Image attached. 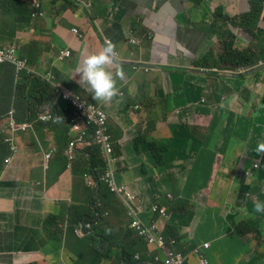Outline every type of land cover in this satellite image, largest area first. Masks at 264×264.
<instances>
[{
  "label": "crops",
  "instance_id": "obj_1",
  "mask_svg": "<svg viewBox=\"0 0 264 264\" xmlns=\"http://www.w3.org/2000/svg\"><path fill=\"white\" fill-rule=\"evenodd\" d=\"M91 1L92 19L68 0H0V47L15 46L18 57L36 73H51L62 88L104 103L113 143L120 149L118 180L139 195L146 208L143 218L149 217L158 197L168 205L172 189L170 176L166 185L159 183L149 140L167 149L162 167L178 180L179 199H186L194 212L172 210L163 221L164 233L177 235L178 249L191 264L197 262L193 250L206 243L211 244V264H264V213L254 210L260 186L264 192V153L254 151L264 142V57L263 64L239 75L228 74L222 65L213 68L216 72L192 66L208 52L220 51L210 25L216 11L239 18L251 12L252 0ZM33 2L42 5L43 18H32ZM259 30L254 39L251 34ZM219 31L234 33L239 49L264 51V0L255 27L226 25ZM132 39L138 44L130 45ZM105 41L118 52V64L109 66L116 94L108 101L93 99L74 72ZM62 50H70L71 57L60 60ZM12 67L0 65V120L12 106L25 118L51 105L61 115L70 112L50 88L41 90L34 76L16 74ZM27 96L45 97L46 102L28 104ZM48 131L33 127L21 136L17 157L0 174V264H74L78 258L89 263L92 250L102 243L99 238L76 240L66 229L77 208L86 206V193L79 175L75 180L70 171L61 175L62 157L56 158L54 169H43L47 148L61 147L65 137ZM141 137L144 142L136 148ZM39 170L42 182L32 174ZM177 201L174 198L172 208ZM128 211L121 202L118 212L111 210L105 246L122 240L114 236L123 237ZM62 213L64 231L46 227L49 217L63 218ZM118 253L114 249L111 259L100 264H118Z\"/></svg>",
  "mask_w": 264,
  "mask_h": 264
},
{
  "label": "clouds",
  "instance_id": "obj_2",
  "mask_svg": "<svg viewBox=\"0 0 264 264\" xmlns=\"http://www.w3.org/2000/svg\"><path fill=\"white\" fill-rule=\"evenodd\" d=\"M68 1L85 10L89 18L91 14L92 19L91 11L93 10V3L91 0H82V2H79L77 0ZM31 9L32 18H43L45 16V11L43 10L42 5L39 2H33L31 4ZM214 22L215 19L210 24L211 27ZM220 22L222 23V21ZM261 32L262 31L259 30L258 35ZM72 33L77 35L79 38H83V35L80 33L79 29H73ZM214 35L217 36L220 44V51L217 54H214V51L208 52L212 53V59L210 63L214 65H212L211 68L195 66L194 63L202 59L204 57L203 56L200 59L193 61V67L199 68L200 71L208 72L201 69L210 70L222 65L223 68L226 67V70H230L228 74L239 75L246 73L248 69L254 67L256 64H263V62L260 61L264 57L263 50L258 52L254 51L259 55L260 59L256 64L251 66L231 67L226 63H220L218 61V55L220 53H223V47L221 43L222 38L220 34ZM253 38L255 39L254 36ZM130 43V45L138 44V41L136 39H132L130 40ZM128 44L129 39L127 41V45ZM234 47L238 50H247L239 49L235 46V44ZM6 49H13L15 58L19 61H23L24 67L18 69L16 65L8 61L1 62L0 65L10 67L13 66L16 74H19L23 71L31 74L32 76H34L32 78L36 80L34 81L35 85H37L41 90L49 91L50 88L56 94V96L67 105L70 110L68 114L61 115L60 110L51 105L47 107L46 110H43L41 112H39V110L37 109L38 113L34 117H28L26 121L19 124L16 123V120L13 117L14 111L11 110L8 115L3 118L10 121L8 129L4 128L2 130L1 121L3 119L0 120V134H2V136H5L4 143L8 146L11 154L10 158H8L6 161V167L12 164L19 153V145L17 144L16 140H19L21 136L28 134L29 131L33 129V127H44L49 130V133H53L54 136H56V134H62L65 135V137L61 147H58L57 145H50L47 148V151L43 155V169L49 171L50 165L55 162L56 158L62 157L64 159V165L62 166L61 175L64 176L66 174V171H70L74 180L79 175L81 177L84 191L86 193V206L84 208H77L78 213L74 215V219L75 217L80 215V213L82 215L88 214L91 218H94V224H84L82 222L72 224L69 222V220L74 219L70 218L68 220L66 229H68L69 233H72L76 240H90L91 237L100 239L101 237L98 236L96 229L99 228L104 222H109V215L111 210L118 212L120 202L123 204L125 209L127 208L129 210L127 212L129 222L123 230L124 235L121 241H114L109 246H105L103 240L107 238V230H101V236L103 237V239L101 238L100 240L102 241V243H99V245L95 246V248L93 249H96L101 257L93 254L92 250L91 254L93 258H88L90 260L89 263H86L87 258H85L84 260L78 258L74 264H80L81 261H83V263L85 262L86 264H100L103 260L109 261L114 249H119V253L117 256L118 264H128L121 258V253L123 251L122 246L123 244H130L131 242H134L138 239H141L144 242L149 253L142 257L136 255L134 258V261L136 262H139L141 264H191L190 257L187 256L185 252L183 253L178 249L180 241L175 238L177 237V235H167L166 233H164L163 221L169 220V218L172 216V210L189 215L194 212L193 209L190 210L187 208L188 201L186 199L183 198V201L179 199L180 191L182 192V190L180 188L178 180L176 182L175 178L172 176V173H169L170 177L168 180V183L172 187L169 194H167L169 204H162L160 201L161 197H158L157 200L150 206L149 217H141V214L146 210V208L143 207L142 202L139 199V195H134V192L131 189L121 184L118 180L121 161L120 149L116 148L113 143V139L109 129V115L105 110V107L103 105L104 103L100 104L90 99L89 97H85L79 93L70 91L66 88H62L61 86L56 84V78L53 74H38L29 66L27 60L19 58L18 51L15 46L0 47V50ZM248 49L252 48L249 47ZM71 55L72 52L70 50H62L60 51L59 59L63 60L71 57ZM116 55H118V52L115 51L114 45L111 43V41H105L104 46H102L99 52L87 55L83 59L82 64H79L75 67V74H79L78 83H82L87 86V89L90 91L93 99L108 101L116 94L115 80L113 79L112 72L109 70V66L118 64V61L115 59ZM136 65L139 66V64ZM212 71L216 72L215 69H213ZM117 75L123 78V73L117 72ZM38 82H40L41 85H39ZM18 90L20 91L21 87ZM68 97L70 98V100H68ZM76 97L80 100V102H85L86 106L84 109H80L72 103ZM33 98L34 97L27 96V103L29 104L32 101L36 105L39 104L41 106L44 102H46L45 97L37 98L35 100ZM59 129H61V131ZM141 138L135 141L136 148H138L137 145L141 146L142 142H144V139L141 140ZM151 142L155 141L149 140V151L152 153L157 164L162 166L165 161L164 153L167 149L155 142L156 147L151 150ZM94 145L100 149L102 159L105 163V166L101 173H96L92 168L90 163V155L87 152V149ZM254 151L256 153H264V142L258 143ZM253 168L257 169L258 165H254ZM250 173V171H247L246 175L249 176ZM55 182L56 181H54L53 183ZM102 185H106L109 192L112 193L116 198H119V202H117V205H115L114 209L109 210L110 208H105L102 202H100ZM255 196V212L264 213V192H262L261 186ZM174 198L178 200L176 208H172V202ZM181 203H183L185 209L183 208V205H180ZM62 217L64 218V213H62ZM65 222L66 220L62 221L60 224L63 231ZM240 228L242 227L240 226L238 230ZM210 250L211 244L208 243L203 244L202 248H195L193 250V255L197 259L196 264H211L208 256ZM106 252L107 254L109 253V259L104 258L105 256H107ZM144 257L146 258V260L141 262V259ZM98 259H100L99 262ZM152 259L153 263L151 262Z\"/></svg>",
  "mask_w": 264,
  "mask_h": 264
},
{
  "label": "trees",
  "instance_id": "obj_3",
  "mask_svg": "<svg viewBox=\"0 0 264 264\" xmlns=\"http://www.w3.org/2000/svg\"><path fill=\"white\" fill-rule=\"evenodd\" d=\"M251 4H252L251 12L244 14L240 16L239 18H230L224 15L222 13V9H219L218 11H216L215 22L212 25V30H213V34H220L222 38L221 43L223 47V53H220L218 55V61L220 63H226L227 65L231 67H245V66L254 65L259 61L260 59L259 55L256 54L254 51H252V49L238 50L234 47L235 36L231 31H228L225 34L220 33L219 31L223 28V26H226V25H232L234 27H241L244 30L255 27L257 22L260 19V13L262 10V0H252ZM220 21H222V25L220 24ZM251 35L254 36L255 38L259 36L256 33H252ZM211 59H212V53H208L202 59L195 62L194 65L198 67L211 68V66L214 65L210 63ZM38 83L39 85H41L40 82ZM11 110L14 111L13 117L16 120L17 124L22 123L27 120L26 119L27 117L25 118V117L20 116L17 113L18 112L17 109L13 106L8 111L6 110L7 111L6 116ZM0 112L3 113V110H0ZM4 137L5 136H2V134H0V174L4 172L6 168V161L11 156L8 146L4 143ZM141 140H143V138H141ZM155 147H156L155 142H151L150 143L151 150H153ZM87 152L90 155V163H91L92 168L95 170L96 173H101V171L103 170L105 166V163L102 159L100 149L94 145L88 148ZM100 202H102L105 208H110L109 210L114 209L115 205H117L116 197L112 193L109 192L106 185L101 186ZM180 205L182 206L183 203H181ZM65 220L66 219L61 218V217L51 216L47 220L46 227H48L49 225H52L55 222H58V221L62 222ZM69 222L72 224H77L80 222L84 224L86 223L94 224V218H91L88 214L82 215L80 213V215L75 217L74 220H69ZM101 230H107V231L111 230L110 223L104 222L99 228L96 229L98 236H100L103 239V237L101 236ZM93 239L95 238L91 237L90 240L92 241ZM122 250L123 251L121 253V258L128 264H141L139 262L134 261L135 256L139 255L140 257H142L149 253L146 245L141 239L131 242L130 244H123ZM93 254L101 257L96 249L93 250ZM106 255L107 256H105L104 258L109 259L108 258L109 253L107 254L106 252ZM145 260L146 258L144 257L141 259V262ZM99 261L100 259H98V262ZM151 262L153 263V259L151 260Z\"/></svg>",
  "mask_w": 264,
  "mask_h": 264
},
{
  "label": "rangeland",
  "instance_id": "obj_4",
  "mask_svg": "<svg viewBox=\"0 0 264 264\" xmlns=\"http://www.w3.org/2000/svg\"><path fill=\"white\" fill-rule=\"evenodd\" d=\"M135 22H136V20H135ZM221 33H223V32H221ZM224 34V33H223ZM222 35V34H221ZM27 84H29V85H31V83H30V81H29V79L27 80ZM1 124H2V126H1V128H2V130L4 129V128H7L8 129V127H9V124H10V121L8 120V119H3L2 121H1ZM4 127V128H3ZM17 141V144H18V140H16ZM35 143L33 142L32 143V146L34 145ZM138 147L140 146V145H137ZM54 167V162L50 165V168L51 169H54L53 168ZM156 170H157V174H158V176H159V183L161 184V185H166V183H167V178L169 177V171L168 170H166L164 167H162L161 165H157V167H156ZM34 171H37V170H34ZM32 174H33V176H34V180L35 181H40V182H42L43 181V172L41 171V170H39L38 171V173H33L32 172ZM116 200H117V202H119V198L117 197L116 198ZM60 224H61V222H55V223H53L52 225H53V227H59V228H61V226H60ZM116 239H122L123 237H120V236H114Z\"/></svg>",
  "mask_w": 264,
  "mask_h": 264
},
{
  "label": "built area",
  "instance_id": "obj_5",
  "mask_svg": "<svg viewBox=\"0 0 264 264\" xmlns=\"http://www.w3.org/2000/svg\"><path fill=\"white\" fill-rule=\"evenodd\" d=\"M77 1L82 2V0H77ZM67 53H69V52H67ZM4 61H8L10 63H13L14 65L17 66L18 69L24 67V62L19 61L15 58L13 49L0 50V63L4 62ZM68 100H70L69 97H68ZM72 103L80 109H84L86 106L85 102H80V100L77 97L73 100Z\"/></svg>",
  "mask_w": 264,
  "mask_h": 264
}]
</instances>
